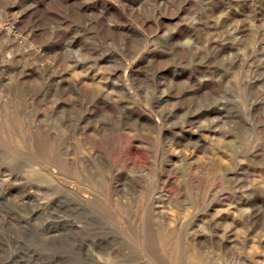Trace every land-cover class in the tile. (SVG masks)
<instances>
[{
	"label": "rangeland",
	"instance_id": "374dc122",
	"mask_svg": "<svg viewBox=\"0 0 264 264\" xmlns=\"http://www.w3.org/2000/svg\"><path fill=\"white\" fill-rule=\"evenodd\" d=\"M0 264H264V0H0Z\"/></svg>",
	"mask_w": 264,
	"mask_h": 264
}]
</instances>
